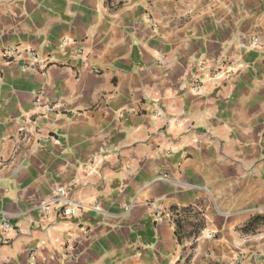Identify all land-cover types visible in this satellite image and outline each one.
Masks as SVG:
<instances>
[{"label":"crops","instance_id":"crops-1","mask_svg":"<svg viewBox=\"0 0 264 264\" xmlns=\"http://www.w3.org/2000/svg\"><path fill=\"white\" fill-rule=\"evenodd\" d=\"M11 46L0 264H264V0H0Z\"/></svg>","mask_w":264,"mask_h":264},{"label":"built area","instance_id":"built-area-1","mask_svg":"<svg viewBox=\"0 0 264 264\" xmlns=\"http://www.w3.org/2000/svg\"><path fill=\"white\" fill-rule=\"evenodd\" d=\"M257 41V39H255ZM82 50H78V54H81ZM25 59L26 61L22 63V67L24 69H33L37 68L38 65H42V69L47 68L49 64H51L50 57H40L38 52L32 48L11 46L0 49V74L4 71L5 67L10 66L14 63H18L20 60ZM98 72V70H97ZM192 90L197 93L204 92V86L202 81H197L195 85H193ZM37 101L40 100V97L37 96ZM50 110H53L52 108ZM3 160L0 158V166L3 165ZM52 202L57 203L59 206V213L63 216H74L79 211V207L77 205H73L70 203V189L65 185H59L54 187L51 193ZM158 216H160L161 211L158 210ZM13 225L10 221H4L2 223V228L7 230L12 228Z\"/></svg>","mask_w":264,"mask_h":264},{"label":"trees","instance_id":"trees-1","mask_svg":"<svg viewBox=\"0 0 264 264\" xmlns=\"http://www.w3.org/2000/svg\"><path fill=\"white\" fill-rule=\"evenodd\" d=\"M262 223H264V214L255 215L244 226V230H246V231L255 230Z\"/></svg>","mask_w":264,"mask_h":264}]
</instances>
